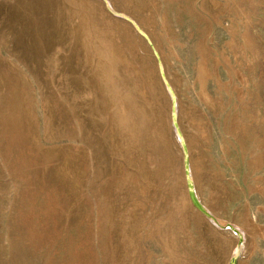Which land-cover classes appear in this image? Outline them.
<instances>
[{
  "label": "rangeland",
  "instance_id": "obj_1",
  "mask_svg": "<svg viewBox=\"0 0 264 264\" xmlns=\"http://www.w3.org/2000/svg\"><path fill=\"white\" fill-rule=\"evenodd\" d=\"M239 246L264 264V0H0V264H230Z\"/></svg>",
  "mask_w": 264,
  "mask_h": 264
},
{
  "label": "bare ground",
  "instance_id": "obj_2",
  "mask_svg": "<svg viewBox=\"0 0 264 264\" xmlns=\"http://www.w3.org/2000/svg\"><path fill=\"white\" fill-rule=\"evenodd\" d=\"M74 1V0H73ZM77 1V0H76ZM83 1V0H82ZM94 1V0H93ZM155 2V1H154ZM85 3V2H84ZM83 3V4H84ZM108 3V2H107ZM129 4V3H128ZM86 5V4H85ZM84 5V6H85ZM110 5V4H109ZM146 5H147V2H146ZM111 7V6H110ZM125 9V8H124ZM83 11V10H82ZM86 11V10H85ZM144 11V10H143ZM79 12V11H78ZM77 16V15H76ZM80 16V15H79ZM73 17V16H72ZM87 18V17H86ZM116 18V17H115ZM124 18V17H123ZM127 18V17H126ZM130 18V17H129ZM142 18V17H141ZM89 19V18H88ZM150 19V18H149ZM127 20V19H126ZM145 20V19H144ZM89 21H90V19H89ZM130 21H131V18H130ZM133 23L136 25V28H137V30H138V32H139V35H141V38H142V40L144 41L147 37H144L145 36V34H144V36L142 35V32L144 31V32H146L145 30H144V28L142 27V26H140L137 22H135V21H133ZM143 23V22H142ZM81 24V23H80ZM134 28V27H133ZM136 28H134V29H136ZM82 29V28H81ZM80 30V29H79ZM129 32V31H128ZM127 32V33H128ZM135 32V31H134ZM137 32V31H136ZM136 34V33H135ZM146 34H147V32H146ZM137 35V37L139 38L140 36H138V34H136ZM148 35V34H147ZM136 37V38H137ZM129 38V37H128ZM140 38V39H141ZM149 39H151L150 37H149V35H148V40L146 39V41H149ZM86 42V41H85ZM140 42V41H139ZM147 43V42H146ZM87 44V43H86ZM121 44V43H120ZM138 44V43H137ZM145 44V43H144ZM139 46H141L140 45V43L138 44ZM147 45V44H146ZM145 45V46H146ZM154 45V44H153ZM88 46V45H87ZM149 48V47H148ZM148 48H146V49H148ZM92 49V48H91ZM150 49H151V52H152V54H153V56H158V59L156 60V61H161V57H160V53H159V48L157 49V47H150ZM150 51V50H149ZM116 52V51H115ZM137 55V54H136ZM145 55V54H144ZM89 59V58H88ZM133 65V64H132ZM165 66L162 64V61L160 62V63H156V71H158L159 70V74L161 73V74H165V68H164ZM135 70V69H134ZM146 71V70H145ZM156 74V73H155ZM160 74V75H161ZM165 76V75H164ZM166 79H165V81H166V83H167V86H166V90H167V92H168V95L170 96V101H171V106H170V117H171V121L172 122H174L175 124H177L178 125V123H177V112H176V108L177 107H175L176 106V104H177V102H178V95H177V93L175 92V90H174V88H173V85H172V83H171V81L169 80V78H168V76L166 75ZM161 80H162V78H161ZM159 81V80H158ZM164 81V80H163ZM146 82V81H145ZM161 82V81H160ZM165 83V82H164ZM166 85V84H165ZM175 102V103H174ZM181 102V101H180ZM87 103V102H86ZM178 105V104H177ZM169 112V111H168ZM180 120V119H179ZM173 124V123H172ZM173 127V126H172ZM179 128V127H178ZM181 129H179V131H180ZM184 134V133H183ZM185 136V135H184ZM184 136H183V139H182V143H183V148H185V151H186V153H185V155H186V167H187V173L189 174V170H190V168H191V164H190V168H189V153H188V146L186 145V140L184 139ZM182 145V144H181ZM188 147V148H187ZM184 151V152H185ZM199 158V157H198ZM197 159V158H196ZM185 164V163H184ZM192 169V168H191ZM191 171V170H190ZM192 172V171H191ZM211 174V173H210ZM184 175H185V173H184ZM187 175V174H186ZM192 175H194V174H192ZM188 177H189V187H190V189L188 188V193H189V196L187 197V201H189V202H191L192 203V200L197 204V206L199 207V208H201V209H203L205 212H209L210 213V211H207L206 209H205V207H204V204H202L201 202H200V200H199V198H198V196H197V194H196V192H195V182H194V180H193V178H191V176H189L188 175ZM193 177V176H192ZM185 181H187V180H185ZM188 184V183H187ZM187 188V187H186ZM188 195V194H187ZM123 211V210H122ZM204 214V213H203ZM210 214H212V213H210ZM213 217H214V215H213ZM215 218V217H214ZM208 219V218H207ZM211 220V219H210ZM214 220H216L217 221V219H214ZM212 221V220H211ZM220 221V220H219ZM218 222V221H217ZM218 224H220V225H223V226H225V225H230L231 226V228L234 230V231H237V232H239V234H240V236H241V238H244V234L246 235V233L244 232V230L243 229H241V228H239V227H237V225H235V224H233V223H228V222H222V221H220V222H218ZM225 228V227H224ZM246 237V236H245ZM240 240V239H239ZM242 240H244V239H242ZM217 243V242H216ZM241 243V242H240ZM240 246L239 247H236L235 249H234V253H233V255H232V257H231V260H230V264H238L237 263V257H238V254H239V251H240ZM222 260V259H221Z\"/></svg>",
  "mask_w": 264,
  "mask_h": 264
}]
</instances>
